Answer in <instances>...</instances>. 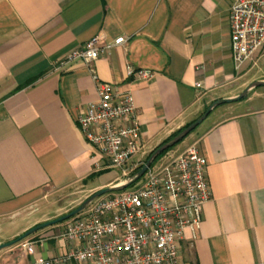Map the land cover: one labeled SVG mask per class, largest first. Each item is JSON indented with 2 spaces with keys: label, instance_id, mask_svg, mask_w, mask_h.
Here are the masks:
<instances>
[{
  "label": "crops",
  "instance_id": "1",
  "mask_svg": "<svg viewBox=\"0 0 264 264\" xmlns=\"http://www.w3.org/2000/svg\"><path fill=\"white\" fill-rule=\"evenodd\" d=\"M233 1L0 0V244L64 215L30 218L48 192L81 186L87 191L83 202L126 178L121 170L88 187L89 180L116 168L87 142L76 121L98 98L99 83L133 97L142 145L129 161L136 166L210 103L264 80L247 79L264 58V44L234 66ZM97 34L126 39L92 63L98 82L82 61L59 65ZM140 69L151 76L140 77ZM227 104L174 155L196 144L207 160L211 189L199 228L184 230L183 264H264V91L253 88ZM65 227L52 225L29 237L33 254L20 243L1 249L0 264L66 253L73 244L55 238Z\"/></svg>",
  "mask_w": 264,
  "mask_h": 264
},
{
  "label": "built area",
  "instance_id": "2",
  "mask_svg": "<svg viewBox=\"0 0 264 264\" xmlns=\"http://www.w3.org/2000/svg\"><path fill=\"white\" fill-rule=\"evenodd\" d=\"M229 36L238 69L264 44V0L233 1ZM125 40L94 35L58 63L82 61L98 82L92 63ZM137 73L142 78L151 76L145 69ZM97 92L98 98L77 117V125L109 165L125 174L127 163L142 146L133 97L130 92L114 91L108 83H99ZM210 198L207 160L196 144H190L171 159H160L157 168L150 167L132 188L101 196L70 219L55 237L73 244L66 253L26 264H183L184 230L199 228L202 206ZM20 244L25 252L34 253L35 242L25 239Z\"/></svg>",
  "mask_w": 264,
  "mask_h": 264
},
{
  "label": "rangeland",
  "instance_id": "3",
  "mask_svg": "<svg viewBox=\"0 0 264 264\" xmlns=\"http://www.w3.org/2000/svg\"><path fill=\"white\" fill-rule=\"evenodd\" d=\"M261 76H264V58L261 59L259 61V63L252 68V70L248 74L247 79L251 80L254 78H259ZM254 80L257 81L256 79H254ZM252 82H254V81H251V83ZM256 89H257V91H264V86H258V87H256ZM243 91H241L240 94ZM226 105H228V104L224 103V104H221V105L217 106L216 108H214L211 111V113L197 127V129H195V131H197L198 129H200L204 125L208 124L215 117L216 113H218V111H220L221 109L226 107ZM195 131H193L192 133H194ZM192 133H190L182 141H180L175 146H173V148L171 149L172 151L169 150L160 159H162V158L171 159L172 157H174L175 153H177L179 151V149L182 146H184V143L190 142L189 139H190V135ZM160 159L156 160L152 164V166H151L152 169L157 168ZM133 164H134V162H129L126 165V167H125L126 171H125L124 177H128V174L134 169L135 166ZM120 174H121V170L119 168H111L110 170L102 172L99 175L95 176L93 179L89 180L88 181V187H91V186H94L96 184H100L102 182H105L109 179H112L115 176H120ZM48 193L45 194L44 205L42 204L40 207H38L39 211L34 212L30 217L31 219H35V218L41 217L43 215L47 216V215L65 214V213L69 212L70 208H72L76 204L77 205L81 204L80 202H82L83 198L87 194V191L81 186H73V187H67L64 189H57V190H54L52 192L50 191L49 194ZM86 209L84 211H82L80 214L84 213L86 211ZM68 222L69 221L67 220L66 222H64L60 225L66 226ZM18 225L19 224L13 225V226H8V227L6 226V227L2 228V234L7 235L8 233L15 230V228ZM42 231H44V230H42Z\"/></svg>",
  "mask_w": 264,
  "mask_h": 264
},
{
  "label": "water",
  "instance_id": "4",
  "mask_svg": "<svg viewBox=\"0 0 264 264\" xmlns=\"http://www.w3.org/2000/svg\"><path fill=\"white\" fill-rule=\"evenodd\" d=\"M258 86H264V80H257V81L250 83L244 89V91L241 94L239 93L235 97L221 98V99H217V100L213 101L212 103H210L208 105V107L205 109V111L199 117H197L193 122H191L188 126L184 127L182 130H180L175 136H173L172 138H170L166 142L160 144L155 149H153L152 152L147 157V159L145 160V162L142 164V166L136 172H134L132 175L126 177L124 180H122V181H120L114 185L104 187V188L94 192L88 198H86L79 206H77L73 210L65 213L64 215H61L55 219L37 224V225L29 228L28 230H26L24 233H22L21 235H19L15 239L8 241V242H5V243H1L0 244V250L7 248V247H10V246H12V245H14L20 241H23L27 237H29L30 235H32V234H34V233H36V232H38V231H40L46 227L61 223L63 221L70 219L73 216L80 214L82 211H84L87 207H89L95 200H97L101 196H104L108 193L119 192V191L125 190L131 184L135 183L138 179H140L141 177L144 176L146 171L151 167V164L154 162V160L163 151H165L166 149H168V148L174 146L175 144H177L178 142H180L191 131H193L197 126H199L202 123V121L211 113V111L214 108H216L217 106L224 104V103H230V102L240 100L241 98L245 97L251 89L256 88Z\"/></svg>",
  "mask_w": 264,
  "mask_h": 264
},
{
  "label": "trees",
  "instance_id": "5",
  "mask_svg": "<svg viewBox=\"0 0 264 264\" xmlns=\"http://www.w3.org/2000/svg\"><path fill=\"white\" fill-rule=\"evenodd\" d=\"M205 109H206V108H205ZM204 111H205V110H204ZM204 111H203V112H204ZM192 122H193V121H192ZM190 123H191V122H190ZM190 123H188V124L185 125L184 127L188 126ZM184 127H182L181 129L177 130L175 133H173V134H172L168 139H166L164 142H166L167 140H169L170 138H172L173 136H175V135H176L180 130H182ZM197 127H198V126H197ZM197 127H196V128H197ZM196 128H195V129H196ZM195 129H194V130H195ZM194 130H193V131H194ZM193 131H191L190 133H192ZM190 133H189V134H190ZM189 134H188V135H189ZM188 135H187V136H188ZM187 136H186V137H187ZM182 140H183V139H182ZM182 140H181V141H182ZM164 142H162V143H164ZM162 143H161V144H162ZM178 143H179V142H178ZM175 145H176V144H175ZM175 145H174V146H175ZM172 148H173V146L170 147V148H168V149H166L165 151H163V152H162V153H161V154H160V155L154 160V162H155L156 160L160 159V158H161L166 152H168V151L171 150ZM151 152H152V151H151ZM151 152H150V153H151ZM150 153H149V154H150ZM149 154L145 157V159H143V161H142L141 163H139L138 165H136V166L134 167V169L128 174V176L132 175L134 172H136V171L142 166V164L145 162V160L147 159V157L149 156ZM154 162H153V163H154ZM153 163H152V164H153ZM152 164H151V166H152ZM142 178H143V177H141L140 179H138L135 183L131 184V185H130L128 188H126L125 190H127V189L132 188L133 186H135V185H136V184H137ZM119 192H120V191H119ZM113 193H116V192H113ZM108 194H112V193H108ZM70 211H71V210H70ZM76 216H77V215H76ZM74 217H75V216L71 217L70 219H72V218H74ZM70 219H68V221H69ZM66 221H67V220H66ZM66 221H63V222L58 223V224H55V225L62 224V223H64V222H66ZM36 233H37V232H36ZM36 233H34V234H32V235H35ZM32 235H30L29 237H31ZM29 237H27L26 239H28ZM20 242H21V241H20ZM20 242H18V243H20ZM16 244H17V243H16Z\"/></svg>",
  "mask_w": 264,
  "mask_h": 264
}]
</instances>
